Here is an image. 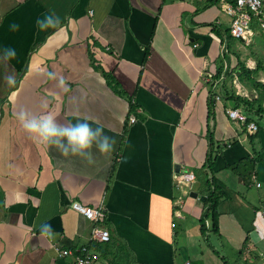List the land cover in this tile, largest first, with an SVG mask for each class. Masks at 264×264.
Instances as JSON below:
<instances>
[{
	"label": "crops",
	"instance_id": "crops-1",
	"mask_svg": "<svg viewBox=\"0 0 264 264\" xmlns=\"http://www.w3.org/2000/svg\"><path fill=\"white\" fill-rule=\"evenodd\" d=\"M48 15L59 17V28L38 27ZM231 22L218 0H0V264H74L61 251L82 246L95 255L93 264H216L222 257L264 264L262 160L249 187L230 170L218 173L233 194L220 206L221 237L197 253L204 204L191 192L205 195L195 172L209 150L205 77L220 64L238 68L239 59L251 69L264 63L260 31L245 41L227 39L229 47L222 41L219 33ZM11 49L15 56L6 57ZM91 55L127 99L93 67ZM258 77L264 83V70ZM129 96L146 120L129 125ZM229 108L216 100L211 124L217 141H239L225 151L233 163L252 151ZM22 110L51 114L64 127L101 128L114 149L102 154L94 142L91 162L65 157L24 131ZM255 146L264 158V137ZM178 170L196 174L188 187L176 182ZM74 202L105 205L110 242L92 240L94 223ZM46 226L51 231L42 235Z\"/></svg>",
	"mask_w": 264,
	"mask_h": 264
},
{
	"label": "trees",
	"instance_id": "trees-1",
	"mask_svg": "<svg viewBox=\"0 0 264 264\" xmlns=\"http://www.w3.org/2000/svg\"><path fill=\"white\" fill-rule=\"evenodd\" d=\"M231 1L235 2L234 0ZM253 27L254 32L260 31L264 35L256 21L254 22ZM219 35H221L220 37L222 38V41L225 38L226 41L227 39L230 41L235 39L240 40L231 34L230 28L225 29L224 35L221 33H219ZM227 45L229 47V41H227ZM226 54L224 56H226ZM91 60L93 67L99 71L101 70L107 79L108 84L113 88V90L119 96L126 98L127 93L116 77L113 76L112 73L104 71L102 66L97 63L96 58L92 55ZM239 60V67L236 69L229 66L226 67L225 64H220V67L218 71L216 70L217 72L215 75V79L219 80V83L216 87L215 83H208L210 91V113L208 124L209 150L205 164L202 168L195 170V172L199 180L203 182L202 186H205L204 193L207 196V201L205 202V207L199 221L203 241H206L209 245L211 244L213 235L221 237V231L219 227L221 217L220 206L224 201L230 200L233 194V191L230 190L218 177V173L223 169L230 170L241 179L246 187H249L252 185L253 176L256 174L258 161H264V158L261 157L262 150H258L255 146L256 138L260 136V132L262 130L260 120H264V83L260 81L258 77L259 72L264 70V63L262 61H257V67L255 69H251L247 66L246 62L241 61V59ZM222 73L225 74L223 80L220 78ZM236 77L245 88L247 87L250 90V92L256 91L258 97L250 100L237 94L236 92L239 89V85L234 82ZM217 97H221V99L228 103L229 106L234 108H243L245 110L244 112L248 115V121H255L259 126V130L256 134H253L252 136L249 135L252 154L245 156L233 163L227 162L226 158L224 157L225 151L231 146L238 144L239 141L237 139L232 140L230 143L217 141L215 138V124H211L212 120L215 118L214 103ZM129 98L131 104L128 119L129 125L132 115H135L137 119L141 116L142 120H146L147 116L140 114V111H137L139 107L138 104L135 101L134 102L136 104L132 102L133 96H129ZM219 159H225L224 161H226V165L223 168H219L218 166ZM248 240L249 239L247 238L246 242H248ZM110 241L111 239L108 242ZM108 242L102 243L104 244ZM189 264H191V262ZM192 264L203 263L202 260H195Z\"/></svg>",
	"mask_w": 264,
	"mask_h": 264
},
{
	"label": "clouds",
	"instance_id": "clouds-1",
	"mask_svg": "<svg viewBox=\"0 0 264 264\" xmlns=\"http://www.w3.org/2000/svg\"><path fill=\"white\" fill-rule=\"evenodd\" d=\"M37 25L41 30L59 28L60 20L59 17L54 18V16L48 15L44 21L37 20ZM10 27L13 31H16L19 26L12 24ZM5 56L14 57L15 50H9V52L5 53ZM61 84L66 87L63 80H61ZM17 118L21 127L33 140L45 146L54 145L65 157L69 155L80 156L91 162L90 149H92L94 142L96 149L102 154H109L114 149L115 141L105 136L103 129L97 128L93 130L87 123H70L67 127H64L57 124L54 116L51 114L41 115L39 117L30 116L24 110L18 114ZM98 137L102 139H98ZM63 141H66V143ZM85 153L88 155L85 156ZM50 231V228L46 226L41 234L45 235L46 232Z\"/></svg>",
	"mask_w": 264,
	"mask_h": 264
},
{
	"label": "built area",
	"instance_id": "built-area-1",
	"mask_svg": "<svg viewBox=\"0 0 264 264\" xmlns=\"http://www.w3.org/2000/svg\"><path fill=\"white\" fill-rule=\"evenodd\" d=\"M221 0L223 4V10L229 16L232 17L231 23V34L237 38H242L244 40H249L254 32V22L256 21L260 30L264 33V0ZM205 77L207 83H215V87L219 83L213 80L217 71H211ZM223 78H221L222 80ZM235 83L242 87L239 79L235 78ZM244 96H249V92L244 87ZM218 100L220 97H217ZM230 116L233 119L245 120L246 117L242 115L239 111H235L232 108L228 110ZM132 123L136 122V119L130 120ZM251 132L257 130V125L251 123L249 126ZM183 173L177 175L180 176ZM195 176H187L178 185H184L187 182L193 181ZM260 185V184H259ZM73 208L79 211L81 214L86 216L89 220L94 223L92 240L97 242H108L111 239V233L107 229L104 222L107 217V211L104 204L97 207H89L79 202L73 203ZM62 252L63 256H74V264H93L95 261V255H93L87 246H82L77 248L75 251L73 249L66 250Z\"/></svg>",
	"mask_w": 264,
	"mask_h": 264
},
{
	"label": "rangeland",
	"instance_id": "rangeland-1",
	"mask_svg": "<svg viewBox=\"0 0 264 264\" xmlns=\"http://www.w3.org/2000/svg\"><path fill=\"white\" fill-rule=\"evenodd\" d=\"M218 1H220L221 2V0H218ZM231 17V16H230ZM232 23V22H231ZM230 29H231V25H230ZM235 37V36H234ZM237 38V37H236ZM238 39H242V38H238ZM243 41H245L244 39H243ZM225 47V46H224ZM225 50V49H224ZM213 71H215V70H213ZM209 73H212V72H209ZM224 77H225V74H221V77L220 78H223L224 79ZM222 79V80H223ZM213 80H215V81H218L219 82V80H217V79H215V76L213 77ZM235 82V81H234ZM240 82V81H239ZM240 84H241V82H240ZM242 85V84H241ZM242 87L244 88V86L242 85ZM243 88H241V86L239 85V89H238V91L236 92L237 94H239V95H241L242 97H244V98H247V99H254V98H257L258 97V94L256 93V91H253V92H249V96H244V90H243ZM211 91H213V90H211ZM216 100L217 101H220V100H223V99H221V97H220V99L218 100V98H216ZM233 109V110H235V111H239L242 115H244L245 117H246V119L245 120H239V119H233L231 116H230V113H229V109ZM226 112H227V115H228V117L229 118H231L232 119V121H234V122H236L237 124H240V125H242L243 126V128H244V130L249 134V135H253V134H256L257 132H258V130H259V126H258V124L255 122V121H251V122H249L248 121V115L244 112L245 110L243 109V108H241V107H238V108H234V107H231L230 106V108H229ZM132 119H137L136 118V116L135 115H132L131 116V118H130V120H132ZM215 119V118H214ZM251 123H255L256 125H257V130L255 131V132H251L250 130H249V126H250V124ZM215 124V123H214ZM260 124H261V126H262V130H261V132H260V136L259 137H257L256 138V140H259V141H262V139H263V137H264V120H260ZM257 146V145H256ZM180 173H183L182 175H180V176H178L177 177V179H176V182H180L181 180H183L185 177H187V176H196V174L195 173H193V172H187V173H184V172H180V171H178V174H180ZM177 174V175H178ZM192 183V181H190V182H187L185 185H184V187H188V185L189 184H191ZM203 183V182H202ZM260 184V183H259ZM179 187V186H178ZM206 196V195H205ZM198 200H199V198H198ZM184 204V202H182L181 204H180V206L181 205H183ZM203 207H205V204H204V206ZM179 208V207H178ZM107 211V210H106ZM107 218V217H106ZM256 224L258 225V223L256 222ZM258 227H259V225H258ZM259 231L261 232V236H264L263 235V233H262V228H260L259 227ZM215 238V236L213 235L212 236V239L211 240H213ZM193 246H197V243L193 240ZM208 246H209V244L206 242V241H202V245L201 246H199L198 247V251H197V253L198 252H200V251H203V250H208ZM220 252H221V250H220ZM216 254V253H215ZM213 256H217V255H213ZM260 258L262 259V260H264V253H261L260 255ZM217 258L219 259V257L217 256ZM221 259V258H220ZM224 259V257H222V259L220 260V262H217V263H219V264H232V261L230 260V258H228L229 259V263H226L225 262V260H223ZM216 263V264H217Z\"/></svg>",
	"mask_w": 264,
	"mask_h": 264
},
{
	"label": "water",
	"instance_id": "water-1",
	"mask_svg": "<svg viewBox=\"0 0 264 264\" xmlns=\"http://www.w3.org/2000/svg\"><path fill=\"white\" fill-rule=\"evenodd\" d=\"M179 169V166L177 167ZM179 171V170H178ZM191 197L195 198V199H198L199 198V201L203 204H205V202L207 201V196L205 195H201L199 194L198 192L196 191H192L191 192Z\"/></svg>",
	"mask_w": 264,
	"mask_h": 264
}]
</instances>
